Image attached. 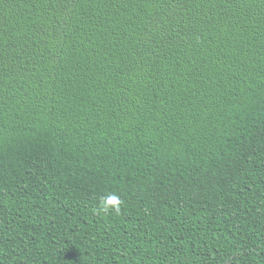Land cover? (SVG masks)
<instances>
[{
    "label": "trees",
    "instance_id": "trees-1",
    "mask_svg": "<svg viewBox=\"0 0 264 264\" xmlns=\"http://www.w3.org/2000/svg\"><path fill=\"white\" fill-rule=\"evenodd\" d=\"M0 264H264V0H0Z\"/></svg>",
    "mask_w": 264,
    "mask_h": 264
},
{
    "label": "clouds",
    "instance_id": "clouds-1",
    "mask_svg": "<svg viewBox=\"0 0 264 264\" xmlns=\"http://www.w3.org/2000/svg\"><path fill=\"white\" fill-rule=\"evenodd\" d=\"M120 204H121L120 198L114 194L108 197L102 198L100 202L101 209L105 212H108L110 210L119 212Z\"/></svg>",
    "mask_w": 264,
    "mask_h": 264
}]
</instances>
